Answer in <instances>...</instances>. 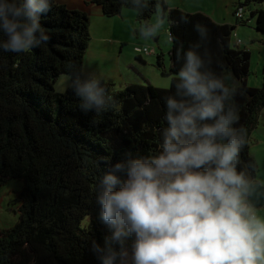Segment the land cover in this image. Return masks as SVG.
<instances>
[{
	"label": "trees",
	"instance_id": "1",
	"mask_svg": "<svg viewBox=\"0 0 264 264\" xmlns=\"http://www.w3.org/2000/svg\"><path fill=\"white\" fill-rule=\"evenodd\" d=\"M87 1L100 6L106 17L132 9L141 24L161 10L168 23L170 65L165 68L158 54L156 66L170 77V83L167 88L129 83L115 90L113 82L102 79L120 110L100 115L82 112L71 89L56 92L54 83L63 74L70 79L84 77L89 18L57 0L41 18L50 37L47 43L24 53L0 51V186L8 180L23 182L18 219L0 228V264H100L89 250L92 240L103 246L107 234L95 200L100 179L126 155L143 156L158 150L167 126L165 98L175 91L183 53L199 42L196 23L209 29L200 53L206 52L211 70L237 89L236 126L247 133L238 170L253 178L257 175L249 139L264 108V81L262 86L247 84L251 53L231 45L237 21L218 23L202 11L168 7L164 0H152L143 12L126 0ZM244 6L255 7L250 17L254 28L264 33V0H238L233 14Z\"/></svg>",
	"mask_w": 264,
	"mask_h": 264
},
{
	"label": "clouds",
	"instance_id": "2",
	"mask_svg": "<svg viewBox=\"0 0 264 264\" xmlns=\"http://www.w3.org/2000/svg\"><path fill=\"white\" fill-rule=\"evenodd\" d=\"M137 12L152 0H126ZM53 0H0V51L24 53L50 39L41 18ZM162 28L141 24L144 39ZM199 42L183 53L174 93L165 98L167 126L158 150L126 155L103 174L96 193L103 246L100 264H264V182L238 170L246 129L237 127L235 85L211 70L199 49L209 29L196 23ZM82 112L119 111L98 74L70 79ZM67 90V89H65Z\"/></svg>",
	"mask_w": 264,
	"mask_h": 264
},
{
	"label": "crops",
	"instance_id": "3",
	"mask_svg": "<svg viewBox=\"0 0 264 264\" xmlns=\"http://www.w3.org/2000/svg\"><path fill=\"white\" fill-rule=\"evenodd\" d=\"M57 1L59 3L65 4L68 8L81 10L88 15L90 41L83 61V76H87L89 74H98L102 77V79L113 82L115 84V89H121V87L129 83H141L139 79L133 77L131 71L129 70L130 68H132V70H135L134 73L138 76L140 74L141 79L145 81L149 80L147 77H145L146 73H142L144 71H142L141 69L146 64V59L143 57V54L135 53V50L132 49V46L135 42L139 45L145 42L142 38H139L138 28L141 23L136 20V12L134 10L123 8L120 14L113 17H106L105 15H103L100 6L89 3L87 0ZM230 4H233V2H230ZM206 14L209 15L208 13ZM157 15L160 16L162 20H166L167 23V19L166 17L162 16L161 10H158L155 14H153L149 18L148 23L156 21L155 17H157ZM215 21L218 23H235L234 15L233 19H230L229 22L220 20ZM248 22L250 23V20L247 17L246 23ZM155 40L158 41V36L155 37ZM152 50L153 52L150 53V55L157 54L155 53L154 47L152 48ZM133 51L135 54L133 53ZM158 54H161L163 60V51L161 49ZM263 132L264 108H262L258 114V123L252 130L251 137L253 138V140L258 141L262 138ZM252 155L254 156L256 161H258L257 153L254 152L252 153ZM261 180L262 182H264V179ZM9 181L11 180H8L0 187L5 186ZM14 181H18L19 185L12 188L17 189H0V208L2 207V204L8 199L6 209H8L10 213L16 217L17 220L18 208L20 205L18 196L20 190L22 189L23 182L21 180ZM16 220L12 224H14Z\"/></svg>",
	"mask_w": 264,
	"mask_h": 264
},
{
	"label": "rangeland",
	"instance_id": "4",
	"mask_svg": "<svg viewBox=\"0 0 264 264\" xmlns=\"http://www.w3.org/2000/svg\"><path fill=\"white\" fill-rule=\"evenodd\" d=\"M238 0H164L165 4L168 7H178L188 12L194 11H202L204 13H208L213 19L217 21H228L233 19V10L236 2ZM233 2V4H230ZM258 5V4H257ZM257 7V6H256ZM251 9H254V6H250ZM129 9V8H128ZM113 17V16H112ZM156 21L159 20L162 23V28L158 33V41L155 38L152 39H144L139 35V38H142L145 42L141 43V45L133 44L132 49L135 50V53H138L135 46L138 47H147L150 50L154 47L155 53H159L160 49L163 51V60L165 68L168 69L169 66V58L168 51L170 50V39L167 33V23L166 20H162L160 16L157 15ZM238 38L242 40V45L240 48H246L251 53L250 58V74L247 78V84L249 86H262L263 85V65H264V33L257 31L254 28V20L250 23L246 24H237L234 30ZM231 45H234V38L231 37ZM134 53V51H133ZM134 53V54H135ZM143 54V57L146 59V64L141 68L142 73H146L145 77L149 80L145 81L141 79L139 76L135 74V70L130 68L131 74L133 77L139 79L141 84L147 85L148 83L152 84L155 87L167 88L170 83V77L164 76L161 74V71L156 66V55ZM134 60V59H133ZM70 81V76L63 74L58 77V79L54 83V90L56 92H64L67 89L68 82ZM125 86L121 87L124 88ZM115 89V88H114ZM118 90V89H115ZM249 151L250 153H257V175L256 180L262 182L261 179H264V132L262 138L258 141L253 140L250 134L249 139ZM19 185L18 181L11 180L5 186L0 187V189L4 188L5 190L9 189H17L12 187H17ZM2 192V191H1ZM8 199L2 204L0 208V228H6L12 225V223L16 220V217L10 213L7 208ZM264 210V205L259 207Z\"/></svg>",
	"mask_w": 264,
	"mask_h": 264
},
{
	"label": "bare ground",
	"instance_id": "5",
	"mask_svg": "<svg viewBox=\"0 0 264 264\" xmlns=\"http://www.w3.org/2000/svg\"><path fill=\"white\" fill-rule=\"evenodd\" d=\"M239 8H242L243 9V11H244V14H245V18H244V20H239V19H237V18H235V16H234V19H235V22L237 21V24H242V23H240L241 21H245V23L244 24H246V21H247V17L249 18V20H250V22L252 21V20H254V19H252L251 17H250V11L252 10L251 8H250V6H244V7H239ZM239 22V23H238ZM249 23V22H248ZM237 26V25H236ZM236 28V27H235ZM235 30V29H234ZM232 31L231 32V37H233L234 38V47H238V48H240V46L242 45V40L240 39V38H238V35H237V33L235 32V31ZM237 39H240V41L241 42H236L237 41ZM135 48H143V47H138V46H136ZM147 48V47H146ZM149 49V48H148ZM243 49H246V48H243ZM150 50V49H149ZM248 50V49H247ZM153 52V50H151V52L150 53H152ZM138 53H142V52H138ZM149 53V54H150Z\"/></svg>",
	"mask_w": 264,
	"mask_h": 264
},
{
	"label": "built area",
	"instance_id": "6",
	"mask_svg": "<svg viewBox=\"0 0 264 264\" xmlns=\"http://www.w3.org/2000/svg\"><path fill=\"white\" fill-rule=\"evenodd\" d=\"M234 16H235V18H237L239 20H244L245 14H244L243 9L242 8L236 9V11L234 12ZM236 42L238 43V42H241V41H240V39H237ZM136 50H137V52H142V53H145V54H149L151 52V50H149L146 47L136 48Z\"/></svg>",
	"mask_w": 264,
	"mask_h": 264
},
{
	"label": "water",
	"instance_id": "7",
	"mask_svg": "<svg viewBox=\"0 0 264 264\" xmlns=\"http://www.w3.org/2000/svg\"><path fill=\"white\" fill-rule=\"evenodd\" d=\"M254 179H256V178H254ZM263 205H264V203L260 204L259 207H262Z\"/></svg>",
	"mask_w": 264,
	"mask_h": 264
}]
</instances>
